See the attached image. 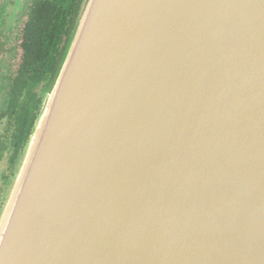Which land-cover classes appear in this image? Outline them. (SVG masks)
<instances>
[{"label":"water","instance_id":"water-1","mask_svg":"<svg viewBox=\"0 0 264 264\" xmlns=\"http://www.w3.org/2000/svg\"><path fill=\"white\" fill-rule=\"evenodd\" d=\"M0 264H264V0H85Z\"/></svg>","mask_w":264,"mask_h":264},{"label":"flooded vegetation","instance_id":"flooded-vegetation-1","mask_svg":"<svg viewBox=\"0 0 264 264\" xmlns=\"http://www.w3.org/2000/svg\"><path fill=\"white\" fill-rule=\"evenodd\" d=\"M77 1L0 0V204L52 75L40 74L67 43Z\"/></svg>","mask_w":264,"mask_h":264},{"label":"trees","instance_id":"trees-1","mask_svg":"<svg viewBox=\"0 0 264 264\" xmlns=\"http://www.w3.org/2000/svg\"><path fill=\"white\" fill-rule=\"evenodd\" d=\"M83 2V0H78L76 3L77 4H72V6H73V20H72V28H71V32H70V35H71V33H72V29H73V26H74V23H75V20H76V18H77V16H78V13H79V11H80V9H81V6H82V3ZM70 35H69V37H70ZM69 37H68V40H69ZM68 40H67V43H68ZM67 43L65 44V46H64V48H63V50H62V52L61 53H59V55L56 57V59L53 61H51L46 67H45V69L43 70V72L40 74V75H42V78H44V76L46 75V74H52L51 75V77H50V79L48 80V82L46 83V85H45V88H44V90L46 89V87H47V85L53 80V78H54V75H55V73H56V71H57V69H58V66H59V63H60V60H61V58H62V56H63V52H64V50H65V47H66V45H67ZM44 92V91H43ZM41 100H42V97H41V99H40V102H39V107H40V104H41ZM38 111H39V108H38ZM38 114V113H37ZM37 114L34 116V118L32 119L33 121H32V123H31V130H32V127H33V125H34V122H35V119H36V116H37ZM31 130H30V132H29V135H30V133H31ZM28 138H29V136H28ZM28 138H27V140H28ZM27 142V141H26ZM26 144V143H25ZM25 146V145H24Z\"/></svg>","mask_w":264,"mask_h":264},{"label":"rangeland","instance_id":"rangeland-1","mask_svg":"<svg viewBox=\"0 0 264 264\" xmlns=\"http://www.w3.org/2000/svg\"><path fill=\"white\" fill-rule=\"evenodd\" d=\"M3 130H4V126H0V133H2ZM2 165H3V167L5 166V161L2 162ZM9 184H10V181H9V183H8L6 189H5L3 199H4V197H5V193H6V191H7V188H8V186H9ZM2 203H3V201H2L1 204H0V209H1Z\"/></svg>","mask_w":264,"mask_h":264}]
</instances>
